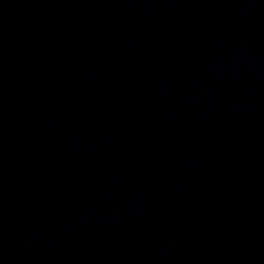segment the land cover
<instances>
[{
  "label": "water",
  "instance_id": "water-1",
  "mask_svg": "<svg viewBox=\"0 0 264 264\" xmlns=\"http://www.w3.org/2000/svg\"><path fill=\"white\" fill-rule=\"evenodd\" d=\"M0 264H264V0H0Z\"/></svg>",
  "mask_w": 264,
  "mask_h": 264
}]
</instances>
